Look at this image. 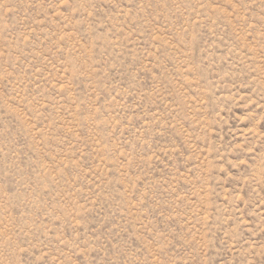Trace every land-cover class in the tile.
I'll use <instances>...</instances> for the list:
<instances>
[{
  "label": "rangeland",
  "instance_id": "374dc122",
  "mask_svg": "<svg viewBox=\"0 0 264 264\" xmlns=\"http://www.w3.org/2000/svg\"><path fill=\"white\" fill-rule=\"evenodd\" d=\"M0 264H264V0H0Z\"/></svg>",
  "mask_w": 264,
  "mask_h": 264
}]
</instances>
